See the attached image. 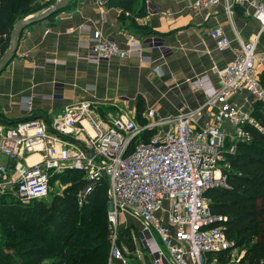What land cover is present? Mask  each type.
I'll list each match as a JSON object with an SVG mask.
<instances>
[{
	"label": "built area",
	"instance_id": "2783aa9c",
	"mask_svg": "<svg viewBox=\"0 0 264 264\" xmlns=\"http://www.w3.org/2000/svg\"><path fill=\"white\" fill-rule=\"evenodd\" d=\"M242 1L249 0H234ZM220 2L193 0L192 8L198 11ZM250 5L263 29L264 5L256 1ZM230 7L223 0L225 14L231 13ZM90 33L89 51L83 57L88 62L141 54V43L129 35L125 48H120L98 32ZM209 38L217 52L229 48L221 29L211 31ZM255 43L238 40L240 53L232 62L219 73L212 68L218 75L216 88L207 76L191 80L205 100L173 117L155 118L150 110L143 124L126 117L103 120L81 102L63 109L48 126L35 119L8 127L0 124V160L7 162L0 163V196L9 194L22 204L43 200L51 178L71 170L82 175L83 186L75 197L78 205L94 184L105 182L107 264H130L117 245L119 216L137 221V242L149 264H205L209 256L230 252L234 243L224 234L225 218L210 212L206 193L224 185L222 170L228 168L226 157L235 153L234 144L248 142L250 128L261 130L251 111L256 102L264 104L257 72L258 67L264 72V51L256 57ZM239 95L240 104L230 101ZM201 112L209 121L196 128ZM150 129L157 131L142 142L140 137ZM33 153L38 162L25 164L24 158Z\"/></svg>",
	"mask_w": 264,
	"mask_h": 264
},
{
	"label": "crops",
	"instance_id": "0c3cea01",
	"mask_svg": "<svg viewBox=\"0 0 264 264\" xmlns=\"http://www.w3.org/2000/svg\"><path fill=\"white\" fill-rule=\"evenodd\" d=\"M228 1L229 15L223 12V0L198 11L192 8L193 0H133L128 6L70 0L64 9L28 26L19 36L12 59L0 72V124L8 127L35 119L48 126L63 109L81 102L103 120L126 117L137 124L145 122L143 116L150 110L155 118L164 119L198 108L205 94L194 89L191 80L207 76L216 88V73L240 53L238 40L256 41V57L264 51V28L254 20L250 5V1L264 5V0ZM215 29H221L230 42L222 52L209 38ZM91 31L120 48H125L129 35L141 43V54L88 62L83 57L89 51ZM149 43L160 49L150 48ZM3 52L0 47V56ZM257 72L263 70L258 67ZM230 101L240 104L242 96ZM208 121L209 115L201 112L196 128ZM38 160L33 153L24 163ZM0 163L7 164L5 159ZM120 217L126 221L128 216ZM139 229L137 225L136 235Z\"/></svg>",
	"mask_w": 264,
	"mask_h": 264
},
{
	"label": "trees",
	"instance_id": "16d2710c",
	"mask_svg": "<svg viewBox=\"0 0 264 264\" xmlns=\"http://www.w3.org/2000/svg\"><path fill=\"white\" fill-rule=\"evenodd\" d=\"M57 0H0V47L8 46L9 32L15 21L40 14ZM133 0H107L108 4L128 6ZM52 16V15H50ZM47 17L48 19L51 17ZM264 91V72L258 75ZM252 116L261 130L250 128L248 142L235 143V153L226 157L223 169L225 186L207 191L209 210L225 218L223 231L233 240L232 249H243L237 264H264V104L253 105ZM144 134L140 140L147 141ZM229 144L225 143V147ZM82 175L66 170L54 175L64 186L62 195L49 203L42 200L20 203L13 196H0V221L7 215L21 219L29 235L15 242L8 237L10 228L0 231V264H107L108 240L105 182L92 186L82 205L77 207L76 194L82 189ZM120 234V236H119ZM128 230L118 233L128 251ZM19 250H21L19 252ZM12 251V252H11ZM229 251L216 254L224 258Z\"/></svg>",
	"mask_w": 264,
	"mask_h": 264
},
{
	"label": "rangeland",
	"instance_id": "374dc122",
	"mask_svg": "<svg viewBox=\"0 0 264 264\" xmlns=\"http://www.w3.org/2000/svg\"><path fill=\"white\" fill-rule=\"evenodd\" d=\"M37 14L38 13H35L32 16H35ZM31 18H33V17H31ZM253 109H254V107H252V109H251L252 114H253ZM224 128L227 130L229 129L228 125L226 123H224ZM141 141H142V139H141ZM142 142H146V141H142ZM225 184L226 183H224V185L222 187H224ZM63 189H64V186L59 184L58 178L54 179L53 181L51 180L49 182V192L46 195V197L42 200V202L49 203L50 200L53 199V197L58 196V195H62L63 191H64ZM3 204H4V201L2 200L0 202V206L2 207ZM76 204H77V202H76ZM81 205L77 204V207H80ZM10 215H12V214H10ZM10 215H7L8 219H6V218L1 219L0 231H2V230L4 231V228H5V230L7 228H10L11 231L13 232V234H10L8 239H9V241H12V242H15L17 240H20L23 237L28 236L29 232L25 229V227L27 226L25 224V222H22L23 220L21 221V219H17V217L15 218L14 216H12V218H11ZM137 225H138V223L136 220H134L130 217H127V220L125 221L122 217L119 216V218L117 220L118 233L119 232L122 233L123 231L128 230V238L126 240H127V242L129 241L132 244L133 251H132V253L129 252L127 245L124 244L122 242V240L117 241V245L119 247V250H121V252L123 253L124 256H126V255L129 256V259L133 264H134V262L147 264L148 258H147V255L145 253V250H143L137 242V235H136V230H135V227ZM119 236H120V234H119ZM20 251L21 250H19V252ZM128 253H131V254L129 255ZM243 254H244V252H243L242 248L241 249H232V250H230L229 254H227L224 258H222L220 260L217 259V257L214 255L209 256L208 261L205 264H237L241 260ZM47 263L48 262H44L42 264H47Z\"/></svg>",
	"mask_w": 264,
	"mask_h": 264
},
{
	"label": "water",
	"instance_id": "95a60500",
	"mask_svg": "<svg viewBox=\"0 0 264 264\" xmlns=\"http://www.w3.org/2000/svg\"><path fill=\"white\" fill-rule=\"evenodd\" d=\"M69 1L70 0H57L54 4L46 8L38 16H35L34 18L19 19L14 22L9 32L8 46L6 50L3 52V54L0 56V72L5 68V66L12 59L13 54L17 47L19 36L21 35L22 31L28 26L34 23L40 22L46 19L47 17H49L50 15H53L59 12L60 10L64 9L69 3Z\"/></svg>",
	"mask_w": 264,
	"mask_h": 264
}]
</instances>
